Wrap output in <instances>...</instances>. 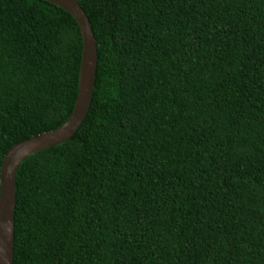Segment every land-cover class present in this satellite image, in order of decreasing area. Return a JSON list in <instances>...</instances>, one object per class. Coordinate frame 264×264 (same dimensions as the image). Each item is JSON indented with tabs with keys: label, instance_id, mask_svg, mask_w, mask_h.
<instances>
[{
	"label": "trees",
	"instance_id": "obj_1",
	"mask_svg": "<svg viewBox=\"0 0 264 264\" xmlns=\"http://www.w3.org/2000/svg\"><path fill=\"white\" fill-rule=\"evenodd\" d=\"M96 45L74 134L17 167L12 264H264V0H76ZM82 41L0 0V165L70 116Z\"/></svg>",
	"mask_w": 264,
	"mask_h": 264
},
{
	"label": "water",
	"instance_id": "obj_2",
	"mask_svg": "<svg viewBox=\"0 0 264 264\" xmlns=\"http://www.w3.org/2000/svg\"><path fill=\"white\" fill-rule=\"evenodd\" d=\"M73 17L81 41L78 89L68 119L53 131L12 146L0 165V264H12L15 174L19 164L32 154L67 141L84 119L90 104L96 70V45L88 19L76 0H42Z\"/></svg>",
	"mask_w": 264,
	"mask_h": 264
}]
</instances>
